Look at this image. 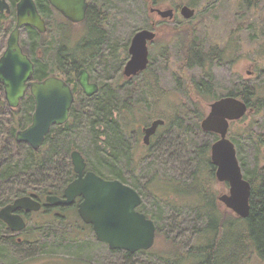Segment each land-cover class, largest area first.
<instances>
[{"label": "rangeland", "instance_id": "374dc122", "mask_svg": "<svg viewBox=\"0 0 264 264\" xmlns=\"http://www.w3.org/2000/svg\"><path fill=\"white\" fill-rule=\"evenodd\" d=\"M161 1L163 2L156 5L152 3L153 0H95L105 14L107 39L101 56H98V60L95 62L92 61L89 68L94 78L103 86V90L109 84L112 86L121 84L126 91L134 92L135 99L129 100V103H134L135 106L141 103V107L133 108L128 114L129 118H126L125 115L121 118L122 124L130 126V130L136 129L139 132V128L149 124L152 118H161L159 117L161 115L165 117L164 119L173 118L174 120V116L177 114L175 123L181 122L184 133L178 135L182 130L166 132L165 143L162 147L148 151L142 149V140L138 143L133 142L134 144L130 145L134 148L130 153L131 157L122 155L120 163H114L106 156L102 137L97 140L87 123L71 133L74 149L83 154L89 168L107 178L119 175L124 183L132 187L135 186V188L137 186L144 198V206L148 211L153 212L156 218L158 217L157 226L160 228L161 235L157 237L155 246L148 252L135 254L132 257H128L122 251L113 252L107 245L97 241L95 233L90 227L73 226L69 220L75 221V212L71 210L66 215V218H69L67 224H61L55 216L48 215L47 217L44 214L43 216L37 215L39 218L34 216L36 222L51 223L49 230L60 229L58 235L46 237L43 234L39 236V232L35 230L36 225L30 222L20 238L25 241L34 239L32 244L18 245L14 241L13 246H2L0 239V264H168L157 256L167 247H171L168 239L179 246L173 249V254H177L179 249L184 253L188 252L198 244L199 241L194 231L200 227L204 229V217L197 218L194 211L186 208L176 213L177 208L166 203V201H170L174 205L178 204V200L174 197L176 195L163 194L165 198L163 201L148 192L145 195L140 187L149 183L151 177L154 176L179 181L183 186L191 182L190 171L195 160L196 148H202L208 142L212 144L217 139L216 136L207 135L200 130L201 119L210 111L209 104L215 99L225 97L230 92L242 90L244 86H247L249 91H255L257 88L264 90V53L262 49L264 43V0H256L257 6L251 9H248L241 0ZM191 1L194 2L193 9L196 14L191 20H185L180 15V7L189 5ZM152 7L155 9L174 8L177 12L176 15L180 17L179 22L170 23L158 29L160 40L156 45L151 46L150 73L145 78L149 81L152 74L158 75L163 90L161 93L162 90L155 87V98L146 94L144 89L140 92L135 91L139 87L138 85L142 84V76L135 79L133 85H126L122 78V70L129 58L127 49L132 36L142 28H150L151 20L158 18L157 12H154L157 16L151 13ZM158 19L160 20V18ZM10 23L12 26L13 20L4 18V27L9 26ZM181 28L188 30L184 32L195 36L198 43L201 44L199 48L202 50H208L213 46L226 49L229 59L225 63L215 65L209 71L212 79L197 67L192 68L189 72L187 69L182 70L180 43H178L177 37L173 40L175 33L179 34L178 31ZM86 29L83 25H78L69 30L65 29V35L70 33V37L75 43L87 32ZM0 32H2L1 29ZM27 37L24 32L23 42ZM2 38L0 37L1 49L4 47ZM55 39L57 40L59 37L53 35L50 39L52 49L56 47ZM51 48H48L49 52H52ZM164 50L168 53L167 57L163 55ZM202 79L206 81V84L208 82V87L206 85L208 92H205L204 96L200 94L203 91L194 89L195 84ZM178 80L182 83L181 88L177 84ZM123 89L120 90L121 94ZM135 92H137L136 96ZM197 111L204 113L203 117ZM192 113L201 118H194ZM115 114L120 117L119 113L115 112ZM161 131H164V128ZM259 135H264V110L246 116L242 121L234 124L229 133V138L236 145L244 176L248 180L255 178L257 184L259 180L256 176H264L263 154L257 145ZM167 136L171 137V140L175 138V141L180 142L183 148L171 150L172 154H169L167 149L171 140ZM176 142L175 147H177ZM128 159H133L129 161L130 167H134L131 170L128 169ZM8 187L10 184L1 185L0 193ZM212 191L211 193H214L218 199L223 192L229 191V186L216 181ZM220 209L222 213H229L236 218V215L224 206L220 205ZM241 226L242 229H245L244 225L241 224ZM1 232L3 233V231H0V235ZM224 233L226 232L222 233L221 231L222 239ZM199 244L203 243L199 242ZM255 252L253 248L248 249V254L243 256L244 260L249 259V262L242 260L240 264H264Z\"/></svg>", "mask_w": 264, "mask_h": 264}, {"label": "trees", "instance_id": "16d2710c", "mask_svg": "<svg viewBox=\"0 0 264 264\" xmlns=\"http://www.w3.org/2000/svg\"><path fill=\"white\" fill-rule=\"evenodd\" d=\"M198 0H194L196 2ZM163 1L153 0V4L159 5ZM194 2L191 1L189 6L193 7ZM241 2L251 9L257 6L256 0H241ZM41 8L44 9L46 4L44 0H40ZM97 5L90 7L88 17L86 21V27H88V35L83 38L78 48L83 55V60L79 62V59L74 58L71 68L77 70L84 64L90 63L92 57L100 54V51L106 40V32L102 25L104 13L102 10H98ZM4 16L0 15V29L2 30L4 25ZM188 31L181 28L177 34L178 43H180V52H182V70H188V72L194 68L199 67L206 73V69L209 67V71L220 63L228 61L226 55V49L219 46H213L208 50H202L195 36L189 34ZM92 48V49H89ZM264 53V43H263ZM62 48L59 50V59L62 61L60 54ZM168 53L164 50L163 55L167 57ZM77 57V56H76ZM169 61V59H168ZM150 68V67H149ZM150 70V69H149ZM145 72L142 76V84L140 87L147 85V94L154 95V88L162 90L158 75L152 74L151 79L148 81L145 77L150 71ZM210 79H212L209 74ZM199 80L195 84V90L203 91L201 95H206V81ZM178 86L181 88L182 83L178 80ZM130 85V84H129ZM124 86H117V90L109 84L106 89L102 90L100 96H95L87 100L88 106L85 107V118L80 119V116L75 113L73 115L72 122L60 129L54 137H49L40 150L37 152L28 151L24 154L18 162L17 158H13L9 154L8 150L2 149V155H0V187L1 185H9L5 190L0 193V208L8 202L14 200L18 196L35 193L36 195H45L48 193L56 194L61 192L71 181L74 173L70 163V153L75 148L73 141L71 140V133L78 126V121L81 125L87 123L95 134V138L99 140L103 139L105 146L106 156L114 163H120L122 161V155L130 158V153L133 152V147H130L129 141L126 139V130L130 126L122 124L121 118L125 115L126 118L133 108L139 109L141 103L135 106L134 103H129V97L120 90ZM264 90L256 89L255 91H249L247 86L240 91L230 92L227 97H235L244 101L250 108H253L254 113H260L264 110ZM163 93V90L161 91ZM130 93H127L129 96ZM122 97V98H121ZM122 100H124L122 102ZM217 100V99H215ZM142 109V108H141ZM140 109V110H141ZM115 112L120 114L117 117ZM178 112V111H177ZM197 113H201L197 111ZM204 113H201L203 117ZM194 118H201L194 115ZM162 119L165 117L159 116ZM154 119V118H152ZM151 119V120H152ZM177 114L173 118L164 119L166 125L163 127L164 131L160 132L162 135H166V132L181 131L178 135L184 133V127L181 122H176ZM11 122L6 124L7 128H11ZM253 128L251 127V130ZM136 132V130H133ZM7 133V130H6ZM174 134V133H173ZM249 134V133H248ZM217 138V136H216ZM175 139L168 145L167 152L172 154L171 150L177 148H183L180 142L175 147ZM258 148L261 149L264 159V135H259L257 140ZM211 144H207L202 148H196L195 160L191 167L190 176L191 182L183 186L179 181L173 179H164L158 176L151 177L150 182L140 187L144 194L146 192L155 195L160 200L165 201L163 194L171 196L174 194L175 199L178 200V204L166 201L171 207H176V213H179L181 209L186 208L195 212L197 218H205V227L198 228L194 233L199 242L203 244H196L190 251L183 252L177 250V254H173V249L179 247L170 242L171 247H167L165 251L158 254L159 259L168 264H239L244 259V254H248V249L251 247L256 250L259 260L264 263V176L257 175L259 180L258 184L255 178H250L249 182L252 185L251 196V212L247 220H241L232 217L229 213H222L220 205L215 194L211 193L212 188L216 182V169L210 158ZM158 149V148H157ZM147 150V149H146ZM123 156V157H124ZM7 159V160H6ZM117 175V174H116ZM117 179L123 182V179L119 178V175L115 176ZM247 178V177H245ZM248 180V179H247ZM124 183V182H123ZM126 184V183H125ZM128 185V184H127ZM138 191L137 186L133 187ZM139 192V191H138ZM140 193V192H139ZM41 197V196H40ZM142 213H145L149 219H152L158 223V217L154 216L153 212L147 210L146 206L140 208ZM47 212L43 214L47 215ZM65 221V219H64ZM245 221V229H242L241 224ZM67 224V223H66ZM72 224V222H71ZM39 232V236L45 234L55 236L59 234L60 229L49 230L46 226L35 228ZM158 227L157 237L161 235ZM227 230V231H226ZM0 239L2 240V246H13L15 240L10 237L11 233H8V227L0 221ZM221 231L226 232L223 234L222 239ZM51 233V234H49ZM220 238V239H219ZM222 239V240H221ZM221 240V241H220ZM25 242V240H24ZM24 244V243H23ZM27 244V243H25ZM20 245V244H18ZM249 245H251L249 247ZM248 247V248H247ZM128 257L131 255L126 254ZM244 255V256H243Z\"/></svg>", "mask_w": 264, "mask_h": 264}, {"label": "water", "instance_id": "95a60500", "mask_svg": "<svg viewBox=\"0 0 264 264\" xmlns=\"http://www.w3.org/2000/svg\"><path fill=\"white\" fill-rule=\"evenodd\" d=\"M49 1L73 23H81L86 18L87 0ZM5 10L10 12L9 4L6 0H0V13ZM150 11L157 12L162 19H172L174 16L173 9L166 12L159 8ZM195 12L188 6L181 8V14L186 19L193 18ZM27 25L42 30L43 20L34 0H21L17 6V25L0 59V82L5 88L9 105L14 108L32 86L38 107L32 125L26 131L18 133L17 139L38 150L52 127L62 126L68 121L74 94L70 87L56 78H50L39 86L30 82L34 66L20 45L21 29ZM157 37V32L147 29L134 35L129 47L130 59L123 71L125 78L136 77L148 69L149 44ZM79 83L88 97H93L99 91L98 85L90 83V75L86 70L81 71ZM209 109V115L203 120L201 128L206 133L219 135L220 139L211 148V161L216 167L217 181L230 186L229 194L219 197V201L237 217L247 219L251 212L252 186L244 178L236 146L227 136L230 124L252 114L253 108L235 97H223L211 103ZM164 124V120L157 119L144 129L146 145L150 144V138L158 127ZM71 158L77 179L66 188L65 200L51 196L48 201L53 205H70L76 197H82L79 215L85 223L92 226L99 242L108 245L113 251L130 254L150 250L155 244L157 227L153 220L138 211L142 205L140 194L119 180H105L92 172L84 174L87 162L79 151H74ZM18 209L39 211L41 205L29 197H23L2 208L0 220L13 233H20L27 227L20 215L13 214Z\"/></svg>", "mask_w": 264, "mask_h": 264}, {"label": "flooded vegetation", "instance_id": "af4514ba", "mask_svg": "<svg viewBox=\"0 0 264 264\" xmlns=\"http://www.w3.org/2000/svg\"><path fill=\"white\" fill-rule=\"evenodd\" d=\"M6 1L9 4L10 12L7 13V11L5 10L3 13H0V15L4 16V18L13 20L14 23L12 26H11V23H12L11 22L9 26L3 27L2 32H0V37H3L2 41L4 42V47H2V49L0 48V59L2 58L4 52L7 48L8 39H9L11 33L15 29V26L17 25V6L21 0H6ZM34 2L37 6L38 12H39L42 20H43V25L41 26L42 30L39 28H36L32 25H27L21 29V33H20V45L23 48L24 53L28 56V58L31 60V62L33 63V66H34V71H33L32 79L30 80V82L32 84H34L35 86H39L40 84L46 82V80H48L50 78H56L58 80H61L68 87H70L73 94H74V102L72 104V107H71V110L69 113L68 121L62 126H55V127L51 128L49 134L45 137V140L41 146V148H42L43 146H45V143L50 136L54 137L57 134V132H59L60 129L64 128L65 126L69 125L72 122L73 115L75 113H77L80 116V119L85 118V115H84L85 107L88 106L87 100L97 96L103 90V86L101 85V83H99L94 78L93 74L91 73L89 65H91L92 61L95 62V60H98L97 57L101 56L104 45L100 51V54L96 55L95 57H92V59L90 60V63L84 64L82 67L78 68L77 70H75L74 68H71L73 61H74V58L79 59V62L81 60H83V58H82L83 55H80V53H82V51L79 50L78 46L82 42L83 38H86V36L88 35V32L83 34L79 38V41L77 40L74 43L70 37V33L65 35V33H66L65 29L69 30L75 26L83 25L84 28H87L86 31H88V27H86L88 12H89L90 7L97 5L95 0H87L88 8H87V12H86V18L81 23H73L72 21L67 19L53 4L50 3L49 0H44V3L46 4V7L44 9L41 8L40 0H34ZM153 9H155V8H153ZM98 10L99 11L102 10V13H104L102 8L99 7ZM161 10L163 12H166V11H169L170 9H161ZM173 10H174V16L172 19H170V18L169 19H162L161 16L157 13L158 18H160V20L156 17L157 20H154V19L151 20L150 28H142V29H149V30L156 32L162 26H165V25L170 24V23L173 24L174 22L175 23L179 22L178 19L180 17L178 15H176V13H177L175 11L176 9L173 8ZM157 14L154 13L155 16H157ZM180 15H181V13H180ZM104 19H105V17L103 18L104 22L102 21V25L105 29L106 20H104ZM141 30H139V31H141ZM24 32L28 36L25 42H23V40H22V35ZM105 32H106V29H105ZM138 32H136V33H138ZM1 33H2V36H1ZM136 33H134V35ZM176 34H177V32L175 33V37L173 40H175V38L177 37ZM53 35H57L59 37V39H57V40L55 39L56 40V47L54 49L51 48V44H50L51 43L50 39L52 38ZM134 35L132 36L131 41H132ZM106 39H107V35H106ZM159 40H160V38L157 37L154 41H152L149 44V49L151 50V46L156 45ZM131 41H130V43H131ZM130 43H129V47H130ZM104 44H105V42H104ZM129 47L127 49V53H128L129 58L126 61V63L130 59ZM48 48H51L52 52H49ZM61 48H62V52H60V54L62 56L63 62L60 61L59 56H58L59 50ZM89 49H92V48H89ZM53 50H54V53H53ZM126 63H125V65H126ZM150 65H151V59H150V64L148 66V69L145 72H148V70L150 69L149 68ZM197 68H199V67H197ZM199 69H201V68H199ZM82 70H86L89 73L90 83L96 84L99 87L98 93L95 94L93 97L86 96L84 90L82 89V87L79 83L80 74H81ZM123 71H124V68L122 70V78L124 79V83L126 85H129V84L133 85L135 79L145 75V72H143L136 77H132L130 79H127L124 77ZM202 73L204 74L203 70H202ZM205 75L209 78V67L206 69ZM141 78H143V77H141ZM208 81H209V79H208ZM119 85L123 86L121 84H119ZM206 85L208 87V82ZM138 86L139 87H137V89H135V91L140 92L142 89H144V91L147 94V85L146 84L143 87H140V84ZM113 87L115 90H117V86H113ZM123 92L126 94V97H129L130 99H135L133 97L134 92L131 93L130 91H126L125 87L123 89ZM137 92H135V96H136ZM207 92H208V89H207ZM127 93H130V95L127 96ZM151 96H152V98H155L154 95H151ZM17 104L18 105L15 108L11 107L9 105L7 98H6V94H5V88H4L3 84L0 82V155H2L1 154V152L3 151L2 149L6 148V150H8V152H10V154L13 156V158L16 157L18 162H20L19 161L20 158L24 154H27L28 151L37 152L38 150L41 149L40 148L38 150H34L29 143L19 142L17 139L18 133L26 131L32 125L33 117H34V114H35L37 107H38L37 99L34 96L33 91H32V86H30L27 89L25 95L22 98H20V100L18 101ZM208 115H209V112H208ZM153 120H155V119L150 120L149 124L144 125L143 127H140L139 132H137V131L134 132L133 129L130 130L131 128L126 130V139L130 138V139H127L129 141V145H131L133 142L138 143L139 141L142 140V142H143L142 149L143 150L147 149V151H148L150 149L153 150L155 148H161L162 147V145L165 143L164 137L166 135H162L159 128L155 132V134L151 136L150 144L146 145L144 143V137H145L144 129L148 128L151 125ZM9 122H11V124H9L11 128L6 127V124ZM81 122H84V120H82ZM81 122L78 121L79 127H80ZM81 126H83V125H81ZM140 129H141V132H140ZM6 130H7V133H6ZM133 133H135V134H133ZM207 135H209V133H207ZM167 137H169V136H167ZM169 138L171 140V137H169ZM74 151H78V150L73 149L70 153V156H69L70 163H71L73 173H74L72 179L70 180L71 182L69 184H71L78 177L74 171V166H73L72 158H71V155ZM181 154H183V153H181ZM130 157H131V155H130ZM85 160H86V158H85ZM131 160H133V159H128V166H129L128 169L129 170L134 168V167H130L129 161H131ZM86 162H87V160H86ZM88 172L95 173L96 175H98L99 177H101L105 180H119L116 177L107 178V177L97 173L93 169L89 168V165L87 162V167L85 169L84 174H86ZM68 185L61 192H57L56 194L48 193L45 195H40L41 196L40 197V196L36 195L35 193L31 192V193H27V194L18 196L17 198H14V200H12V201L8 202L7 204H5L4 206H2L0 208V210L4 207L10 205V204H13L17 199H20L23 197H29L33 201H35L41 205V209H39V211H27L24 209H18L15 212H13V214H15V215H20L24 219V221L26 222L27 226L31 222V223H34L36 225L35 228H38L41 226H46L49 229V224H51V223L46 224L47 222L46 223L36 222L35 221L36 219L34 218V216H36L37 218H39L40 215L43 216V212H47L46 210H49L50 212H48L47 215L44 214V216H47V217H48V215L51 217L55 216V218H57L59 220V222H61V224H66L67 221L69 220V218H66V215H68L67 212L72 210L75 212L74 219L76 222L74 220H69V221L72 222L73 226L80 227L81 225H85V226H88L92 229V226L85 223L79 215V207H80V204L83 202L82 197H76L75 200L70 205H53L48 201V197H51V196H56L62 200H65V198H66L65 197V190L68 187ZM225 193L227 194L228 191H225ZM219 205H222V202L219 201ZM142 206H144L143 196H142V205L138 208L139 212H141L140 208ZM143 214H145V213H143ZM37 215H39V216H37ZM146 217H147V215H146ZM236 218H238V217H236ZM64 219H65V221H64ZM244 220H247V219H244ZM40 221H42V220H40ZM244 224H245V221L243 222V225ZM8 233H12L10 235V237H12L15 240L16 244L23 245V243L24 244L25 243H29V244L33 243L32 240H34V239H26V241L24 242L25 239L20 238L22 233L15 234V233L11 232L10 230H8ZM253 250L255 252V249H253ZM135 254H143V251H139ZM135 254H134V256H135ZM132 256L133 255H131L130 257H132ZM258 258H259V256H258ZM243 261H247V263H248L249 259H247V260L243 259Z\"/></svg>", "mask_w": 264, "mask_h": 264}]
</instances>
